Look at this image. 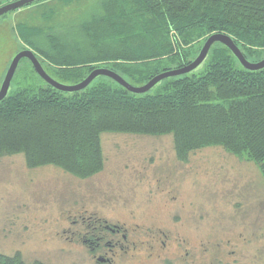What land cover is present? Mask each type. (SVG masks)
<instances>
[{
  "label": "trees",
  "instance_id": "obj_1",
  "mask_svg": "<svg viewBox=\"0 0 264 264\" xmlns=\"http://www.w3.org/2000/svg\"><path fill=\"white\" fill-rule=\"evenodd\" d=\"M97 5L71 40L59 33L31 40L42 31L22 30L24 42L57 80L76 83L103 66L144 84L189 63L213 33L232 36L251 61L264 57V0H98ZM26 65L0 101V156L23 154L30 167L53 164L85 178L104 166V133L171 135L181 157L214 145L248 151L264 173V69L244 68L221 43L201 69L165 79L144 94L105 76L81 91L62 92ZM20 257L0 252V264H28Z\"/></svg>",
  "mask_w": 264,
  "mask_h": 264
},
{
  "label": "rangeland",
  "instance_id": "obj_2",
  "mask_svg": "<svg viewBox=\"0 0 264 264\" xmlns=\"http://www.w3.org/2000/svg\"><path fill=\"white\" fill-rule=\"evenodd\" d=\"M97 2L41 0L0 17V87L15 55L36 51L22 30L42 31L31 40H71ZM102 145V170L85 178L0 156L1 253L28 264H97L79 234L92 216L128 229L112 262L99 264H264V173L248 151L214 145L181 157L171 135L129 133H104Z\"/></svg>",
  "mask_w": 264,
  "mask_h": 264
},
{
  "label": "water",
  "instance_id": "obj_3",
  "mask_svg": "<svg viewBox=\"0 0 264 264\" xmlns=\"http://www.w3.org/2000/svg\"><path fill=\"white\" fill-rule=\"evenodd\" d=\"M41 0H11L5 4L0 5V17L5 16L6 14L20 9L22 7H26L37 3ZM216 43H221L225 45L230 51L234 54V56L238 59L240 64L251 71H257L264 69V57L257 61H251L247 59L240 49V47L236 44L233 37L226 33H213L207 37L204 41L201 49L198 54L193 58L189 63L184 64L183 66L171 68L165 71H162L152 77L150 80L145 82L144 84L134 85L126 80L122 75L115 72L114 70L107 67H97L93 69L84 79L76 83H63L56 78H54L48 71L45 69L43 63L38 58L36 53L29 48H23L20 52H18L13 60L11 61L8 70L4 76L0 87V101L4 100L9 92L12 89L13 79L18 71L19 65L23 59H27L31 62L33 68L39 77H41L48 85L62 92H77L87 88L95 79L105 76L108 77L119 85L126 88L128 91L135 94H144L152 89H154L157 85H159L165 79L180 76L188 73H193L199 69H201L205 61L207 60L212 47Z\"/></svg>",
  "mask_w": 264,
  "mask_h": 264
},
{
  "label": "flooded vegetation",
  "instance_id": "obj_4",
  "mask_svg": "<svg viewBox=\"0 0 264 264\" xmlns=\"http://www.w3.org/2000/svg\"><path fill=\"white\" fill-rule=\"evenodd\" d=\"M82 218L87 222L86 224L84 222V230L79 231L82 243L96 257L97 264L111 263L116 249L124 247L123 240L128 241V229L100 217L93 219L91 216L88 220Z\"/></svg>",
  "mask_w": 264,
  "mask_h": 264
}]
</instances>
